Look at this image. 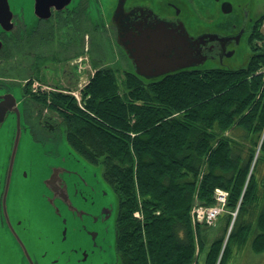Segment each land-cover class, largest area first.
I'll return each instance as SVG.
<instances>
[{"label": "trees", "instance_id": "16d2710c", "mask_svg": "<svg viewBox=\"0 0 264 264\" xmlns=\"http://www.w3.org/2000/svg\"><path fill=\"white\" fill-rule=\"evenodd\" d=\"M253 52L240 68L181 69L149 80L107 66L80 92V104L64 92H33L60 117L69 147L102 164L118 201L117 264H202L197 249L206 240L191 212L197 202L214 205L219 188L238 213L234 221L232 211L224 217L204 264H232L254 223L251 246L264 253V175L259 181L257 172L264 162V73L257 74L264 45ZM253 205L260 209L255 222L244 221Z\"/></svg>", "mask_w": 264, "mask_h": 264}, {"label": "flooded vegetation", "instance_id": "af4514ba", "mask_svg": "<svg viewBox=\"0 0 264 264\" xmlns=\"http://www.w3.org/2000/svg\"><path fill=\"white\" fill-rule=\"evenodd\" d=\"M101 1L72 0L64 9L53 8L48 19L31 15V22L16 14L13 28L0 32L4 42L0 58L6 50L12 54L28 52L26 57L30 58L28 64L32 74L29 81L35 82L47 81L46 73L41 70L44 64L45 71L52 73L55 80L47 88L42 85L36 88L38 95L51 96L53 90L76 95L74 89L80 95L101 69L112 66L116 32L127 49L118 45L117 40L116 43L128 60L130 72L136 74L132 58L136 52L132 47L136 38L151 42L159 37L175 41L182 38L181 47L191 52L186 61L191 67L183 69L229 67L237 56L242 57L246 44L257 42V29L264 16L260 13V0H124L119 31V27L112 26L118 0H110L106 6ZM114 23H117L116 18ZM98 32H104L106 38H100ZM105 51L111 59L109 62H104ZM45 61L54 66L49 68ZM54 63L62 66L61 71ZM0 90L6 94L11 88L0 82ZM22 101L26 132L38 144H51L53 148L47 154L57 156L54 143L59 142V122L49 115L55 112L35 99L34 105L42 106L46 114L35 122L30 117L29 99L23 94ZM13 115L9 113L7 120L14 119ZM3 125L0 129V264H111L112 227L110 221L105 220L107 196L88 190L82 205L78 204L79 197L75 198L77 212L59 199L55 202L57 208L51 209L43 193L27 189L34 165L31 166L23 148L13 170L12 186L8 188L16 129ZM46 197L50 199L48 194ZM80 216L81 221L86 222L84 227L94 247L75 252L71 251L68 238L65 240L62 233L69 219L79 220ZM114 218L111 222L115 230ZM63 221H66L64 227Z\"/></svg>", "mask_w": 264, "mask_h": 264}, {"label": "water", "instance_id": "95a60500", "mask_svg": "<svg viewBox=\"0 0 264 264\" xmlns=\"http://www.w3.org/2000/svg\"><path fill=\"white\" fill-rule=\"evenodd\" d=\"M70 2H72V0H30V14L36 17L38 16L39 18L48 19L53 8L56 10L64 9ZM123 2L124 0H118V6L114 11L112 19V26L119 27V31L122 25L119 23H121V12L124 8ZM16 14V10L11 7L10 0H0V32H9L13 28V19ZM115 18L117 23L119 22L118 24L114 23ZM115 37L118 45L127 49L117 32ZM182 41V38L175 41L159 37L151 42L150 40L145 41V39L136 38V43L132 45L136 52L132 55V58L137 69V74L149 80L152 78H160V76L171 74V72H176L183 68L191 67L186 64V61L191 56V52L181 47L180 43ZM3 46L4 42L0 39V51ZM0 92V129H2V125L6 122L9 113L14 114V127L16 129L12 139L13 145L11 148L12 153L9 168L10 177L7 180L8 188L12 186L11 179L13 170L18 163L23 142L28 138L26 141L28 140L31 142L27 143L24 149L27 151V159L30 161L31 166L34 165V173L32 174V178L27 180V189L30 191L37 189L39 192L43 193V198L51 209L57 208L55 207V202L59 199L70 209L73 208V212L79 210L75 205V198L77 196L79 197L78 204L82 205L83 196L88 190L94 194L98 193L97 195L105 194L107 196L105 201L108 205L106 208L108 214L105 220L111 223L112 228L110 234H112L113 237L115 230L113 229L111 219L113 216L115 217V207L110 199V192L106 187V182L101 178L99 170L91 167V164L75 153L72 148V152L62 154L60 145H57L56 149L58 155L54 157L48 155L47 153L53 148L51 144H38L28 135V132H26L27 128L23 115L24 107L22 97H18L12 89L7 91L6 94H2L4 90H0ZM47 194L50 196V199L46 197ZM96 199L97 201L100 200L98 196ZM81 217L82 216L79 217V220H76V218L72 220L69 219L67 224L66 221H63V227L65 224L66 227L63 230L62 236H64L65 240L68 238L67 242H69V247H71V251L75 252H78L81 248L91 250V248L94 247L91 244L89 235L86 233V227H84L86 222L84 220L81 221ZM69 231L72 232L70 239L68 236ZM80 235L84 237V247L77 246ZM92 237L93 240H95V236L92 235ZM84 257H86V255Z\"/></svg>", "mask_w": 264, "mask_h": 264}, {"label": "rangeland", "instance_id": "374dc122", "mask_svg": "<svg viewBox=\"0 0 264 264\" xmlns=\"http://www.w3.org/2000/svg\"><path fill=\"white\" fill-rule=\"evenodd\" d=\"M30 0H10L11 3V7L12 9L16 10L17 15H21V17L23 18H27L28 22L33 21V19L29 18L32 17L30 14ZM77 1V0H76ZM110 0H102L101 4L106 6L107 3H109ZM261 1V6H260V13L264 14V0H260ZM264 19V16H263ZM257 42L252 43V44H246L244 49L242 50V57L237 56V58H235V60H233L231 62V66H229V68L232 69H236V68H240L242 66H246L247 62L249 61L250 57L253 55V50L255 47H257V45L259 46V48L261 46L264 45V37H261V35L264 36V20L262 21V24H260V26L257 29ZM100 38H106L104 32H98L97 33ZM64 39V38H63ZM65 40V39H64ZM68 40V39H67ZM106 48V43H104L103 45ZM110 47V46H109ZM114 53L113 55H111V59H112V65H116L118 67H120V69L122 70L123 73L125 72H130V67H129V63L128 60L124 57V54L121 50V48L118 47L116 40H114ZM17 53L12 54V52L10 50H6L4 52V56L0 58V82L4 83L5 85L10 86V88L15 91L16 95L18 97H22V94L24 96H26L29 99V106H30V114L32 117V119L37 122L39 120H41V116L42 115H46L45 113V109L41 108L42 106H35L34 105V100H35V95L33 92H35L36 88L42 86H46V88L50 85H52L51 81L55 80V77L53 76L52 73H50L49 71H45V65L42 64L41 66V70L42 72L46 73L47 75V81H32V83H29V78L32 76V74L30 73V69H29V64L28 61H30V58L26 57V55H28V52H19L16 51ZM105 55L106 57H104V62H109L111 59L107 53V51H105ZM246 54V56H245ZM45 64H48L47 61H45ZM56 64V63H54ZM48 65L49 68H51L52 66V62H50ZM55 66H57L58 70L61 71V67L59 64H56ZM204 69H212L209 66L203 67ZM258 73H264V67H261ZM55 91V90H53ZM73 91H75L76 95L78 96L76 97L78 103L80 104V98L81 95H79L78 90L74 89ZM39 113V114H38ZM51 116H54V118L56 119L57 122H60L61 119L59 116H57V114L55 113H51L49 114ZM39 116V117H38ZM4 127H14L15 126V122L13 118H10L4 123L3 125ZM60 131V129L58 130ZM1 137V135H0ZM59 142L54 143V145H60V149H61V153L62 154H66L68 152H72L71 148H69L67 141H66V137H64L61 134V131L59 132ZM28 139V138H26ZM25 141L23 142V146L22 148L24 149L25 146H27V143L31 142V141ZM30 140V139H29ZM86 161V160H85ZM87 162V161H86ZM90 164V163H89ZM96 165V166H95ZM94 166L91 165V167H93L96 170H99L100 176L103 179L102 176V164L98 165L95 164ZM102 168V169H101ZM104 171V169H103ZM258 172V179L259 181H262V177L264 175V162H262V165L260 167V169L257 171ZM105 180V179H104ZM106 182V181H105ZM260 183V182H259ZM262 184V183H261ZM106 187L110 192V199L112 201V203L114 204L115 207V212L117 211V207H118V201H117V197L116 194L114 193V190H112L111 186H109L106 183ZM262 187V197L260 200V205L263 206L264 203V187ZM215 205H218V203H215ZM227 205V204H226ZM196 206L199 207H204L203 204H201L200 202L195 203L194 208ZM224 210L222 211L221 214H223L222 216V220L220 221L219 217H217L218 219L215 220L212 224L207 225V224H203V223H198L195 219H194V224L195 225H199L200 226V230L202 231V236H203V240H206V246L205 248L202 250V252H199L200 248L197 249L198 254L200 255L198 258V262H202V264H204V260H205V255L206 253H209V249L212 245V243L222 235V233L224 232L223 229V225L225 223V219L224 217L228 216V214H230V212L232 211V217L233 221L236 219L237 213H238V209H236L235 211L232 209H229L227 206H224ZM261 207V206H259ZM259 208L256 207L255 205H253V207H250L248 210H246L243 213V220H247L251 219L250 216H252V222L254 223L256 220L257 215L259 214ZM250 212V215H249ZM117 212L115 213V217H116ZM192 215V219H193V214L191 212ZM135 216L138 219H142V213L140 211H136L135 212ZM114 222H115V218H114ZM207 226V227H206ZM257 231V228L255 227V223L254 226H252V230L250 233V239L249 241L245 244V246L242 249H234V255L232 257V264H264V253H257L256 251H254L252 249V240L253 237L255 235ZM71 234L72 232H68V236L69 239L71 238ZM195 238H196V234H195ZM228 239V236L226 237ZM115 240H116V234L114 232V236L112 237V239L109 241V245L111 246L109 249V256L110 257V262L111 264H117V260H116V244H115ZM84 237L83 235L79 236V239L77 241V246L80 247H84ZM199 243V241H198ZM118 259V258H117ZM74 264V263H72Z\"/></svg>", "mask_w": 264, "mask_h": 264}, {"label": "built area", "instance_id": "2783aa9c", "mask_svg": "<svg viewBox=\"0 0 264 264\" xmlns=\"http://www.w3.org/2000/svg\"><path fill=\"white\" fill-rule=\"evenodd\" d=\"M216 198V203L218 205H211L209 207H199L196 206L193 210V217L198 223H203L210 225L212 224L215 220H217L222 211L224 210V206H226L228 202V192L219 188L215 190L214 194Z\"/></svg>", "mask_w": 264, "mask_h": 264}, {"label": "bare ground", "instance_id": "6f19581e", "mask_svg": "<svg viewBox=\"0 0 264 264\" xmlns=\"http://www.w3.org/2000/svg\"><path fill=\"white\" fill-rule=\"evenodd\" d=\"M207 227V226H206Z\"/></svg>", "mask_w": 264, "mask_h": 264}]
</instances>
